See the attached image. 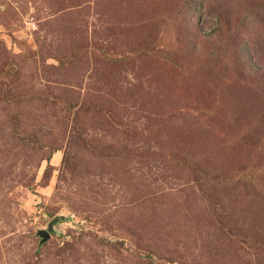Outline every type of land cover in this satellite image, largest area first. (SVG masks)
Here are the masks:
<instances>
[{"label":"rangeland","instance_id":"rangeland-1","mask_svg":"<svg viewBox=\"0 0 264 264\" xmlns=\"http://www.w3.org/2000/svg\"><path fill=\"white\" fill-rule=\"evenodd\" d=\"M0 264H264V0H0Z\"/></svg>","mask_w":264,"mask_h":264},{"label":"water","instance_id":"water-1","mask_svg":"<svg viewBox=\"0 0 264 264\" xmlns=\"http://www.w3.org/2000/svg\"><path fill=\"white\" fill-rule=\"evenodd\" d=\"M56 220H57V218H56ZM54 223V221L51 223V224H53ZM52 229V226L50 225L49 226V228L47 229V230H44L43 232H42V235L45 237V238H47L48 236H49V231Z\"/></svg>","mask_w":264,"mask_h":264}]
</instances>
